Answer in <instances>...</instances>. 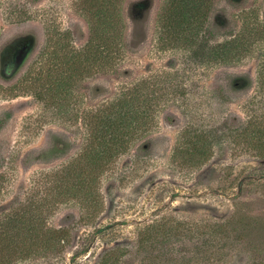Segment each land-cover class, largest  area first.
I'll return each instance as SVG.
<instances>
[{"label":"rangeland","instance_id":"obj_1","mask_svg":"<svg viewBox=\"0 0 264 264\" xmlns=\"http://www.w3.org/2000/svg\"><path fill=\"white\" fill-rule=\"evenodd\" d=\"M131 1L136 0H123V9ZM168 1L152 0L145 41L129 47L118 72L108 66L99 72L89 70L76 82L72 106L63 113V100L55 103L50 90L37 94L41 88H31L27 77L54 63L50 55L63 45L72 53L87 44L91 33L87 4L0 0V50L11 39L34 38L16 74L8 75L5 64H0V220L30 199L44 212L46 228H65L69 234V244L60 251L12 264H101L111 251L121 264H264V0H210L211 32L205 34L212 41L254 27L241 61L213 66L198 65L185 48L167 44L162 27L168 23L163 19ZM124 21L130 40L132 23L126 13ZM59 54L63 57V50ZM63 59L70 60V54ZM236 76L245 77L247 85L234 89L231 81ZM140 79L158 82L165 89L164 108L147 137L150 146L141 149L137 143L104 176L101 211L54 202L52 197L44 202L47 172L62 166L86 142L81 125L86 112ZM185 103L200 104L199 115L213 128L232 129L216 145L212 158L195 169L171 158L191 117ZM244 128L246 137L234 136V131ZM252 134L258 136L257 148L248 143L254 141ZM57 138L70 144L67 153L45 156ZM169 219L170 226L177 222L184 226L183 235L168 242L181 243L171 246L168 255L141 248L139 232ZM215 222L227 223L223 249L206 251L202 243L195 245L196 239L209 237L210 224ZM151 253L156 256L153 261L145 258Z\"/></svg>","mask_w":264,"mask_h":264},{"label":"trees","instance_id":"obj_2","mask_svg":"<svg viewBox=\"0 0 264 264\" xmlns=\"http://www.w3.org/2000/svg\"><path fill=\"white\" fill-rule=\"evenodd\" d=\"M84 1L90 12L91 33L87 44L72 53L63 45V49L51 53L54 63H49L47 69L41 67L31 72L33 77H27L31 88L37 91L41 88L37 94L50 90L53 92V98L57 99L55 103L63 100V103H60V106L63 104V113L68 112L72 106L69 104L70 97L79 79L94 69L99 72L105 66L113 72H118L129 47L138 46L145 41L146 23L152 7V0L131 1L124 9L123 0ZM168 2L169 5L163 14V19L168 23L162 27L168 45L185 48L198 65H229L241 61L248 49L249 39L253 36L254 27H248L245 33L238 30L225 36L222 41H212L205 34V31L211 32L207 26L210 0ZM124 13L132 23L130 40ZM62 50L63 57L59 54ZM69 54L70 60H64V56L68 58ZM231 84L234 89H239L247 85V80L243 76H236ZM164 90L158 82L149 79L136 80L125 84L107 103L86 112L81 120L87 135L86 142L75 156L59 168L47 172L45 177L49 187L43 201L46 202L52 197L54 202L60 200L63 203L82 204L87 211L91 207L94 211H101L105 204L101 192L104 176L113 172L117 159L130 153L137 143L140 142L141 149L150 146L147 137L158 125L159 114L164 108L162 102L167 96ZM185 104V111L191 114V117L175 141L171 158L187 168L195 169L202 167L212 158L216 145L224 136H230L232 129L213 128L199 115L200 104ZM190 108L192 112H189ZM262 132L264 134V130ZM247 133L248 129L244 128L234 131V136L246 137ZM252 138L254 141L248 143L257 148L254 138L258 136L252 134ZM69 146L67 141L57 138L45 152V156L65 155ZM44 220V212L39 207H34V201L30 199L1 219L0 264H12L41 253L53 254L69 244V234L65 228H46ZM171 222L172 219L162 220L157 224L145 226L138 234L140 247L158 249L168 255L170 247L177 246L181 240L178 239L177 244H169L168 241L175 236L180 238L184 226L180 222L170 226ZM225 224L227 225L221 222L210 224L209 237L196 239L195 245L202 243L201 247H206V251L223 249L224 244L221 246V242L225 239ZM221 231L222 234H218ZM192 232L196 234V231ZM145 258L153 261L156 256L151 253ZM101 261V264H121L113 251L106 253Z\"/></svg>","mask_w":264,"mask_h":264},{"label":"flooded vegetation","instance_id":"obj_3","mask_svg":"<svg viewBox=\"0 0 264 264\" xmlns=\"http://www.w3.org/2000/svg\"><path fill=\"white\" fill-rule=\"evenodd\" d=\"M18 38L11 39L0 50V64H5L6 66L5 71L8 72L7 73L8 75H13L12 73L15 71L14 64L17 63L26 53H28L29 55L33 47L32 46V42L34 41L33 37L30 39L29 38L25 39L24 37L20 36V39ZM14 40L16 41V43L12 44ZM22 40L24 41L23 47H21ZM20 68L18 69V71L20 70ZM18 71H15L14 74H16Z\"/></svg>","mask_w":264,"mask_h":264},{"label":"water","instance_id":"obj_4","mask_svg":"<svg viewBox=\"0 0 264 264\" xmlns=\"http://www.w3.org/2000/svg\"><path fill=\"white\" fill-rule=\"evenodd\" d=\"M28 53H26L17 63H15V71H18V69L23 65V63L25 62L26 58H27ZM14 71V72H15ZM14 72L12 74H14Z\"/></svg>","mask_w":264,"mask_h":264}]
</instances>
